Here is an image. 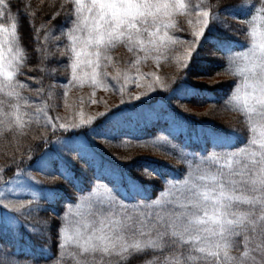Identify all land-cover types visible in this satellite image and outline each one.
Masks as SVG:
<instances>
[{
    "label": "snow or ice",
    "instance_id": "snow-or-ice-1",
    "mask_svg": "<svg viewBox=\"0 0 264 264\" xmlns=\"http://www.w3.org/2000/svg\"><path fill=\"white\" fill-rule=\"evenodd\" d=\"M23 14L29 18L27 9ZM20 15L10 0H0V136L19 145L32 123L41 120L45 131L33 137L39 143H30L19 160L14 150L9 166L0 168V229H8L12 237L8 244L0 241V249L29 243L20 231L23 225L35 242H41L37 247L50 252L51 222L42 221L38 228L28 217L39 210L38 201L51 204L60 199L58 189L44 181L58 178L83 191L74 170L79 163L93 170L86 210L65 212L57 224L59 255L53 264H264V0L258 8L244 0H65L39 29L33 27L40 63L37 75L25 71L30 55L19 33ZM226 17L241 24L228 25ZM174 30L187 32L190 38ZM236 35L245 40H234ZM117 47L132 54V65L149 56L157 62L161 57L174 59L179 75L168 83L156 76L147 89H165L168 101L174 98L185 104L193 98L197 104L213 99L204 95L211 90L191 81L208 76L204 57L225 56L226 70L234 78L225 103L240 117L241 133L198 129L196 135L204 139L205 148L185 154L191 159L182 178L164 176L150 163L134 164L130 171L104 161L94 142L127 136L123 130L139 120L141 109L150 108L153 98L129 105L121 85L123 108L97 113L100 119L95 124L94 117L84 119L82 113L78 122L57 123L48 104L57 85L44 81L54 79L59 68L43 65L55 53L64 57L55 62L70 71L62 84L65 99L72 85L87 84L94 94L97 88L113 86L107 82L108 68L116 63L112 53ZM177 49L182 51L177 54ZM120 76L121 69L116 68L112 80L119 83ZM128 79L125 72L124 82ZM175 117L173 112L170 126L182 127ZM237 136L243 137L239 144L232 142ZM179 147L183 152L184 146ZM25 155L30 163H25ZM102 177L103 195H94ZM154 178L163 181L166 197L153 200L146 195ZM76 207H81L79 200ZM4 264L18 262L9 259ZM27 264L39 262L33 259Z\"/></svg>",
    "mask_w": 264,
    "mask_h": 264
},
{
    "label": "trees",
    "instance_id": "trees-1",
    "mask_svg": "<svg viewBox=\"0 0 264 264\" xmlns=\"http://www.w3.org/2000/svg\"><path fill=\"white\" fill-rule=\"evenodd\" d=\"M40 1V2H39ZM206 3L214 2V0H205ZM248 1V0H244ZM258 2V0H253ZM13 5V11L15 12L17 9L20 10L21 15L18 20L19 24V33L23 38V44L27 47L30 55L29 67L25 69L29 75H37L40 69L39 63V54L35 51L36 44L34 43V33L33 27L39 29L41 23L47 22L49 15L53 14V10L58 9L59 4L65 2V0H10ZM27 9L29 14V18L24 17V11ZM34 14V16H33ZM29 19L32 20V23H29ZM59 17H57V20ZM53 21L52 23H55ZM225 22L228 25L236 26L240 25L233 21L232 18L226 17ZM185 25V24H184ZM183 25V27H184ZM183 37H185L182 34ZM190 38V36H189ZM234 40L243 42L245 40L244 36L236 35L233 37ZM40 43L44 44L43 36L41 35ZM115 50V49H114ZM113 50V51H114ZM182 51V50H180ZM178 53V50H177ZM166 58V57H165ZM164 58V60H165ZM162 59V58H160ZM206 71L208 72V76H202L199 79L195 80H205L208 81L211 78L219 77L227 78L224 81L219 83H214L213 85H204L194 80L191 81L194 85L199 86L202 89L211 90L206 91L204 93L205 96L213 97L212 100H206L202 104H197L196 98H193L190 102L177 101L174 98L168 102L169 113H176V120L182 122L183 126H186L189 134L198 127L207 128V129H223L225 131L233 130L236 133H241L242 124L240 117L237 113L231 110L230 106L225 103L226 98H228L229 89L231 86V82L234 79L227 72V62L226 57L222 56L220 53H216L212 56H206L203 58ZM59 60V59H57ZM56 60H52L49 56L48 59L44 61V67L51 68L57 67L58 65L55 62ZM172 68L175 69L176 65L173 59H170ZM169 65V64H168ZM179 71V70H178ZM55 78L51 79L49 77H45V84L48 83H60L62 81V77H59L58 72L55 74ZM179 75V74H178ZM21 80L27 79L25 76L19 77ZM29 83H35V81H29ZM174 86V85H173ZM25 95L32 96L36 98V94L34 92H25ZM223 98V99H222ZM183 106H193L199 108H209L214 110H227L229 114L237 115L235 118L231 117L229 119V124L227 126L218 124V121L211 120V114L209 113V109H206L203 112L202 116L184 112L182 111ZM95 121L93 124H95ZM230 122L232 124H230ZM43 120L39 123L33 122L31 128L27 130V136L23 138L19 145L13 141L11 144L8 143L7 140H4L2 136H0V168H6L9 166L13 151L16 152V159H20L21 152L27 150L28 145L39 143L38 139H33V137L38 134H44V128L41 126L43 124ZM145 131L148 132L149 136L146 139H143L140 142H126L122 139L117 141L106 142L104 140H96V150L99 153L100 157L107 162H110L113 166L125 168L128 170H132V166L138 163H150L155 166H165L171 168L175 171H186V166L184 164L185 160V149L182 152L180 150V145H183V138L177 137L176 140L169 139L172 137L171 133L167 129V126L170 127V124L167 121L161 122L160 118L155 119L150 123H147L143 118L142 122ZM89 126L85 125L82 130L86 131ZM235 127V128H233ZM163 135L165 139L163 142H154L153 138L156 136ZM242 136L233 137L235 142L238 144L242 140ZM138 143V144H137ZM173 143L177 144V147H173ZM142 147H140V146ZM155 145V147L153 146ZM190 146V145H189ZM128 147V148H127ZM105 148V149H104ZM107 148L113 149H121L126 148V152L122 153V158H112L109 157L106 153ZM190 148H193L190 146ZM165 149H168L165 151ZM122 150V149H121ZM198 150V149H196ZM200 150V149H199ZM39 155V153H34L33 156ZM155 156V157H153ZM25 163H30V159L25 155L24 156ZM117 160V161H116ZM74 170L76 175L80 177L79 180V188L83 191L77 192L76 188L71 185L65 184L61 182L58 178L55 181H44L49 186H55L59 191L60 199L54 203L47 204L43 202H37L39 205L38 211H33L32 215L28 217L29 222L36 225L38 228L41 227L42 221L51 222V249L49 253H45L37 247V243L35 242L34 237L30 236L28 231L25 230L24 226H20V231L23 232L24 239L29 241V243H15L12 247L7 249H0V264H4L6 260L12 259L17 260L18 264H27V262L35 259L38 260L39 264H53V260L59 255L56 246V226L59 223H62V218L64 217L65 212H70L71 208L76 206V201L81 200L80 197H84L88 195L90 191L89 184L92 182L93 170L91 168H82L79 163L74 164ZM177 173V172H176ZM133 175H139L138 173L133 172ZM43 179V178H42ZM150 181L151 187L149 188L147 194L153 198L156 196L158 190L161 188L162 181L157 180L156 178ZM97 187L99 184H104L105 182L102 180L97 181ZM11 232L8 229H0V241H3L5 244H8L11 241ZM47 247V246H46ZM235 254V253H234ZM51 256L52 259L48 257ZM133 264H137L136 261H133ZM142 264V262H141Z\"/></svg>",
    "mask_w": 264,
    "mask_h": 264
},
{
    "label": "rangeland",
    "instance_id": "rangeland-1",
    "mask_svg": "<svg viewBox=\"0 0 264 264\" xmlns=\"http://www.w3.org/2000/svg\"><path fill=\"white\" fill-rule=\"evenodd\" d=\"M261 2V0H259ZM40 2V1H39ZM204 2H206L204 0ZM252 3V2H251ZM257 8L260 6L256 4ZM257 15H259L257 13ZM259 23V22H258ZM182 24L184 27H188L186 21H182ZM241 24V23H240ZM175 34L183 37L189 36L187 32L180 31V30H174ZM178 53L181 49H177ZM53 53H55V49L51 50ZM177 53V54H178ZM113 61L116 62L114 66L110 65L108 68V72L111 74L107 78V82H110L111 85L109 88H97L94 90L89 87L87 84L83 86L79 85H72L68 88V96L65 99L63 96L64 89L62 87V84L66 82L67 79L70 78V71H65L64 67L57 66L59 68L58 75L59 77H62V81L60 83L55 82L54 84L57 85L55 90V95L48 100V104H50L52 107L50 108V115L53 117H57V123H59L61 120L64 122H71L72 120H76L77 122L81 118V113L83 114L84 119H88L89 117H94L92 123L100 119L96 116L97 113L104 112L108 113L110 111H115L117 107L123 108V104L121 103V93L119 91V88L121 85L124 87V100L129 105H139L141 101L147 100L148 96H151L153 98L151 106H156L157 108L161 105V99L163 96V93H165L167 90L160 89L158 87L154 86V90L149 91L147 89V85L151 83L156 76L160 77L161 79L165 80L166 83H168L173 75H178L179 71L177 68H172V65L170 61L171 58L168 57H161L162 59L157 62V60L153 56H149L147 59L141 58L140 62L137 65L130 64V61L134 59L132 54L128 53L127 50L123 47H117L113 53ZM50 58L52 60L57 59H64V57L60 56L58 53H55V58L50 55ZM165 58V60H164ZM174 63L175 60L173 59ZM169 64V65H168ZM116 68L121 69V76L119 78V83L112 80V75L115 74ZM207 70V69H206ZM127 73L129 79L128 82H124V73ZM155 75H152V74ZM139 76V80L137 81V77ZM227 78L223 77H214L209 79L208 81L205 80H194L195 82L204 84V85H213L214 83H219L221 81L226 80ZM139 83V87L137 84ZM146 92V95H143L140 97L139 100L136 99H128V96L131 95L135 97L138 93ZM182 111L196 114L199 116H202L203 112L206 111V109L209 108H199V107H193V106H183L181 107ZM185 108L187 110H185ZM143 109V108H142ZM147 110H143L142 113L145 115H156L157 109H150L149 107H145ZM215 109V108H214ZM209 109V113L211 114V120L218 121V124L227 126L229 124V119L231 117H236L237 115L229 114L227 113V110H214ZM146 111V112H145ZM142 119L139 118L138 121H134L130 126L126 127L123 131L127 133V136L121 137L124 141H132L136 142L144 138V126L137 125V122H141ZM230 124H232L230 122ZM235 128V127H233ZM183 133H186L185 129H181ZM129 138H139L137 139H129ZM202 139V138H201ZM203 142L204 139H203ZM96 144V143H95ZM138 144V143H137ZM140 146V145H138ZM142 147V146H140ZM128 148V147H127ZM105 149V148H104ZM122 149V150H121ZM121 149H111L107 148L106 153L109 157L112 158H122V153L126 152V148ZM155 157V156H153ZM117 161V160H116ZM169 178H173L172 176ZM102 180L105 182L104 178L102 177ZM153 181V180H151ZM103 187L104 184H101L98 186L100 191L98 193H95L94 195L102 196L103 195ZM168 195L167 192L163 191L160 194V197H166ZM84 199L81 200L80 208H77L76 206L71 208L70 212H76V211H85L86 209L83 207V205L86 203L88 195L83 197ZM26 211V209H25ZM258 258V257H257Z\"/></svg>",
    "mask_w": 264,
    "mask_h": 264
}]
</instances>
